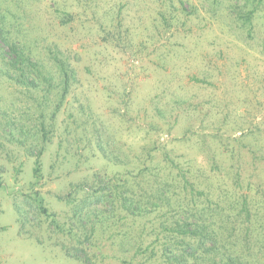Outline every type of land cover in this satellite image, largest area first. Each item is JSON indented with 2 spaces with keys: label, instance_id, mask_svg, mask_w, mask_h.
Listing matches in <instances>:
<instances>
[{
  "label": "rangeland",
  "instance_id": "1",
  "mask_svg": "<svg viewBox=\"0 0 264 264\" xmlns=\"http://www.w3.org/2000/svg\"><path fill=\"white\" fill-rule=\"evenodd\" d=\"M216 1L0 0V28L30 35L59 90L50 52L76 74L56 110L57 92L31 99L0 60V264H168L143 169L175 198L194 199L186 175L219 204L197 264H264V13L250 29L245 0ZM120 178L140 217L101 190Z\"/></svg>",
  "mask_w": 264,
  "mask_h": 264
},
{
  "label": "trees",
  "instance_id": "2",
  "mask_svg": "<svg viewBox=\"0 0 264 264\" xmlns=\"http://www.w3.org/2000/svg\"><path fill=\"white\" fill-rule=\"evenodd\" d=\"M214 2L215 4L217 3L216 0H214ZM245 3L246 4L244 6L247 10L245 12V16H241V21L245 26H249L251 29L253 26V16L259 12L264 13V0H245ZM8 16H11V19L15 20V17L12 16V14L9 13ZM1 18L2 21L7 20L6 16ZM163 19L164 23L167 24L168 20L165 17V14ZM62 22L65 24L68 22V20H64ZM0 29V41L6 49V51L4 50L3 55L0 54V60L3 62L4 67L1 71L3 76H5L9 81H13V83H15L18 87L26 90L25 93L31 99L33 95L42 92V98L46 101H49V97L53 94V92H57V94L60 96L58 97L59 101L57 102L56 110H59L62 107L66 95L69 93L70 87L76 78L75 71L70 68L67 61H63V59H61L55 51L50 52L49 60L52 62L53 68L55 67L54 69L56 70L54 74L58 75L61 79L59 90L58 86H55L56 83L53 76V71L48 69L43 62H40L37 57L35 58L32 55L31 49L28 46L30 39L26 40L27 42H25V39L30 35L28 33H25L26 35L22 34V32L18 30L16 34L10 35L9 32H7L8 34L5 35L3 32L5 30L4 27ZM105 38L108 39V37ZM41 126L43 131H46L45 123H42ZM22 134V136L25 137L26 133L24 131H22ZM47 134L48 133L44 135L43 139L47 138ZM39 171L40 169L37 167V169H35V173L38 174ZM148 172V169H143L138 174H136L134 176L136 181L135 184L137 185L138 191L141 192L140 196L143 198H146L147 196L146 205H150L156 212L161 209L160 213L162 212V218H168L166 223L163 222L161 225L162 229L160 227L158 231V235L164 233L163 231L168 233L165 237H163V240L166 242L165 249L162 250V257L167 261V263L186 264L183 262L187 260L185 258L189 257L194 258L195 261L199 250L207 246H205V242H213V246L216 247L217 243L216 238H213L214 234L211 229L213 223L211 221H213V213L216 211L214 210V206L218 207L219 205L217 201L215 202L209 199L208 194L206 195L200 190L197 191L195 186L196 184L193 181H190L186 175H184L182 184H184L185 188L187 186L191 187V195L194 197V199H189L186 197L182 199L180 194H178L175 198L171 192L172 190L170 189H172V186H175L176 183L172 185H161L164 182H160L157 176H154V178L149 177L147 179L146 174ZM178 175H180V173ZM125 179L126 178H120L118 183L113 184L111 187H109V185H107V187H102L101 190H104V194L109 198L110 202L114 204L117 203L119 207H122V209L131 214L132 217H140L141 213L144 212L145 209H142L139 203L137 201H133L132 197L129 195L130 193L134 194V192H137L136 189L133 191L129 187L121 189L124 184L128 182ZM143 180L146 183H151L149 189L142 186L144 183ZM140 181L142 182L140 183ZM152 182L155 183V185ZM200 197H205V200L203 203L200 201L201 203L197 205V199L199 200ZM173 202L181 206L182 211L186 215V217L184 215V221L178 219L179 221L172 222L173 217L177 216L174 215L175 211L173 209H170L169 211L167 210L166 212L164 211L168 207H173ZM205 202H207L209 205L203 206ZM79 222H81V219H79ZM71 231L73 232L72 226L70 232ZM177 234L180 236L178 237ZM76 236H78V234H76ZM173 247L179 248V253L172 254L171 248ZM140 248L142 247L140 246ZM207 249H209L208 246ZM154 250L155 249H153L151 253H153ZM68 252L71 251L68 250ZM74 254H79V250L75 249ZM201 260L203 264L207 263L206 259L202 258ZM196 261L194 264H197Z\"/></svg>",
  "mask_w": 264,
  "mask_h": 264
}]
</instances>
